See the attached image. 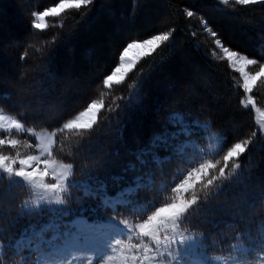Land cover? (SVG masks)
Masks as SVG:
<instances>
[{"label": "trees", "instance_id": "1", "mask_svg": "<svg viewBox=\"0 0 264 264\" xmlns=\"http://www.w3.org/2000/svg\"><path fill=\"white\" fill-rule=\"evenodd\" d=\"M123 1L94 0L87 7L46 17L44 28L35 29L31 13L52 7L59 0H0V110L14 115L34 132L57 131L55 145L59 147L58 130L63 124L91 99L101 97L102 108L94 127L55 159L73 165V178L89 169L105 183L112 182L114 174L121 172L131 157L130 151L147 144L167 113H193L223 137L220 153L238 142L243 143L245 151L236 156L239 169L227 176L220 192L213 198L206 193L194 206L188 219L190 229L204 234L209 223L226 217L232 223L224 227L225 232L250 233L254 221L264 214V126L258 128L254 107L243 104L246 94L237 75L225 62L209 55L206 39L200 37L194 25L200 16H193L196 9L191 3L125 0L119 11ZM145 4L165 10L167 19L160 33L169 32L170 38L155 53L140 59L119 84L105 88L104 78L113 70L123 45L131 40L111 35V26L118 22L114 14L121 12L137 30L133 37L143 38L156 27L148 29L140 22ZM217 9L221 8L217 6L215 13L220 12ZM133 10L139 12L135 15ZM255 10L239 7L235 10L237 19L264 12V4ZM189 11L193 12L191 17L187 15ZM261 27L263 31L257 34L242 25L249 40L224 29L223 42L232 50L257 59V55L264 56V22ZM89 51L90 56L86 55ZM202 75L207 79L204 85ZM71 87L72 91L68 90ZM250 96L256 107L264 106V76L256 82ZM150 105L155 107L154 113L148 108ZM22 190V185L10 186L0 176V237L4 245H10L30 220L26 219L19 198H15ZM8 195L14 201L11 206L6 205Z\"/></svg>", "mask_w": 264, "mask_h": 264}, {"label": "rangeland", "instance_id": "2", "mask_svg": "<svg viewBox=\"0 0 264 264\" xmlns=\"http://www.w3.org/2000/svg\"><path fill=\"white\" fill-rule=\"evenodd\" d=\"M184 1L191 3L192 6L195 7L196 13H194L193 16H200L196 19L194 25L197 27L200 37L206 39L207 46L210 49L209 55L217 61L225 62L229 70L237 75L240 87L243 89V77L240 73L235 71L231 66V62L227 61L226 58L222 60L219 56L212 55L214 46L213 38L202 26V22L206 21L207 24L211 23L212 25L210 27L219 34V38L222 39V41V36L225 35L224 32H226L225 30L229 32L235 31L240 37L244 36L249 40V33L247 30L242 29V25H247L251 28L250 31H254L257 34L261 33V31H263L261 26L264 22V12L259 11L249 14L246 18L240 17L238 20L235 10L239 7H242V9L255 10L261 3L258 2L245 6L235 3V0H229L227 5L222 4L220 0ZM124 3L125 0L122 2L119 11L124 8ZM217 6L221 9H217L216 11L220 12L215 13L214 9H216ZM70 8L72 7L66 6L64 11ZM119 11L117 12L118 14H114V16H117L118 19L116 21L118 22L111 26L112 29L110 28V33L114 35L115 38L120 39L126 37L127 39L140 41L156 33L161 34L160 31L164 28L163 25L167 19V14L162 7L145 4L140 11V22L143 21L148 29L152 26L156 27H154L155 29L153 31L148 33V36L135 38L133 37V33H137V30H133ZM137 12L139 11L133 10L135 15ZM45 19L43 21L44 25ZM131 40H127L126 43ZM145 51L144 49H134L130 51L128 58L135 62L133 66L129 67L125 64L121 74L114 76L110 85H104L105 88L117 85L124 80V77L140 60L137 59L138 55L143 56ZM238 53L242 56H246L241 52ZM246 57L255 59L248 56ZM256 60H258L259 63H264V56L257 55ZM118 66L117 58L111 73L114 72ZM235 67H240V64L237 63ZM258 69L259 64L245 67V71L252 74ZM200 77L204 85L207 81L206 76L202 75ZM261 77H259L257 81ZM85 79L83 78V80ZM88 79H90V77ZM79 85L84 87L81 84L77 86ZM72 89L73 87L68 90L72 91ZM169 93L171 94V92ZM245 94L246 98L243 100V104L246 106L249 105L248 98L250 92H245ZM66 95H68V93ZM66 95H63L62 98H65ZM100 98L91 99L80 111H84L90 102L98 101L97 116L102 108V101ZM176 99L180 100L178 96ZM252 106L254 107L257 120L256 123L258 128L261 129L264 126V117L261 116V113L264 112V106L256 107L254 104H252ZM148 108L154 113L153 108L155 109V107L150 105ZM257 108L260 109V112L256 111ZM176 112L184 116L185 123L180 127L179 135L174 136L172 140L168 142V148L162 149L150 157L146 174L142 177H134L131 173L125 174L124 167L125 164L132 159V157H130L129 160L124 163L121 172L117 175L114 174V180H112V182L105 183L102 181L103 179L98 182V190L106 194L100 200L95 198L85 199L82 195L83 188L81 182L88 180V174L90 172L93 173L89 169H83L75 178H73L71 174L72 168L68 169L67 175L74 183V187L70 190L71 194L67 205L45 204L41 199L42 195H44L42 190L30 187L28 182L24 181L22 177H17L0 169V175H2L3 180H5L8 185L18 186V184H20L23 186L24 190H22L19 195L15 196V198H19L21 208L24 209V201H28L30 206V210L24 209V211H26V219L30 218V220L24 223L23 230L13 238L14 243L11 245H4V240L0 237V264H53V262H56V264H63L65 259L72 260L73 264H101L102 261H104V264H264V232L261 231V229L264 228V214L262 215V213H259L262 216L256 221L260 224L256 226V222L254 221V226L256 227L247 235H233L225 232L224 227L232 223V221L226 217H219L216 223H209L210 225L206 226L207 228L204 234L192 231L189 226V220L185 221L182 229L177 225V230L175 232L171 230V226L169 225V231L164 232V230L161 229L158 236L162 238L166 235L170 238L174 237L175 240L168 247H161L157 250H153V241L150 238H144L139 235V228L137 225L142 223V218L146 219V217L154 211L155 207H163L166 204L178 203L181 198L185 200L191 199L193 192L197 195L198 200L202 199V196L206 193H210V196L213 198L220 192L226 180L221 179L219 181H214L212 186L205 187L207 179L210 176L218 175V169L221 167H225L226 176H228L229 174L236 173L240 166L239 161L236 160V156L225 166L223 156L227 151L225 150L220 153L222 149L221 140H223V137L210 130L207 123L197 120L198 117L193 113L189 115L188 112L174 110L167 114L169 115ZM77 115H79V113L71 119H75ZM168 115H166L165 118ZM0 116L4 117V119L0 121V125H3V127H0V138L20 139L27 143L34 144L43 143L45 137L52 140V144L49 145L51 154L47 155V158L53 161V163L50 164L48 174L44 177L45 183L55 182L52 173L53 168L56 169L57 174L63 171V169L58 168L57 165L64 163L59 162L55 158L60 155L63 156L66 149L75 146L73 141H79L81 136L90 130L79 128L65 129L62 126L61 129L58 130V142H60L58 147L55 145L57 131L34 132L31 130L30 132H25L17 129L8 130L9 123L12 120H16L20 123L22 128L27 127L18 121L12 114H7L0 110ZM82 119L83 122H87L89 116L86 115ZM135 130L137 131L138 129ZM152 141L153 136L149 138L145 146H139V148L132 151L137 149L151 151L149 145ZM70 142L72 145L69 144ZM16 151L17 150H12L8 147L0 148V153L4 155H15ZM147 151L145 154H147ZM19 152L21 155L27 153L29 155L40 156L41 160L45 158V155H42L38 149L21 148ZM217 161H219L218 164L216 163ZM205 162L213 163L215 167L210 169L207 175L203 176L199 181L194 182L195 188L190 189L187 193L183 190L179 192H174L172 190L174 185H178L181 178H187L186 173L188 171L192 170V168H198L201 163ZM39 167L43 170L42 163ZM117 180H123V183L120 184ZM115 187H117V189H115ZM7 198L10 199L9 195ZM6 203V205L11 206L14 201L10 199ZM245 206L247 207V205ZM82 208L88 209L89 211L84 212L85 216H83L82 219L85 223L79 226L71 237L70 246L64 244L63 237L56 241L54 245L45 242L49 241L52 235L57 231L55 227L56 224L61 225L59 231L63 233L65 231L63 227L65 220L77 218ZM194 208L193 206L190 210V214L194 212ZM53 209L55 210L53 211ZM69 210H71L72 214L68 217H64L63 212ZM50 223L52 227L47 231H43L44 227ZM0 231H2L1 224ZM38 233H40V235H38ZM181 236H183V239H180ZM229 239L234 240V242L229 243ZM116 241H121L117 250ZM138 244L140 245L139 249L137 248ZM145 245L148 247V252L146 254L143 251ZM158 253H166L167 259L163 255L158 257Z\"/></svg>", "mask_w": 264, "mask_h": 264}, {"label": "snow or ice", "instance_id": "3", "mask_svg": "<svg viewBox=\"0 0 264 264\" xmlns=\"http://www.w3.org/2000/svg\"><path fill=\"white\" fill-rule=\"evenodd\" d=\"M220 2L224 5H227L229 0H220ZM258 2L264 4V0H235V3L245 6ZM93 3L94 0H59V2L54 4L52 7H48L43 11L32 12L31 15L35 18L31 21L32 27L35 29L44 28V19L46 17L54 18L58 16L60 12L65 10L66 6L80 9L82 7L92 5ZM187 15L191 17L193 12L189 11ZM202 26L213 38L214 46L212 49V55L219 56L222 60L226 58L227 61L231 62V66L243 77V90L246 93L251 92L257 79L261 76H264V63H259V61L256 59H250L246 56H242L237 51L230 49L224 44L222 39L219 38V34L207 25L206 21L202 22ZM170 35L171 33L165 32L152 35L151 37L144 40L137 41L133 39L130 42H127L118 54L119 66L114 72L104 78L103 84L110 85L113 77L121 74L125 64H127L129 67L133 66L135 62L128 58L130 51L134 49L146 50L143 56L138 55L137 57V59H143L145 56L155 53L162 46L163 42H167L169 40ZM86 55L90 56L91 52L89 51L86 53ZM237 63L240 64V67L238 68L235 67ZM257 64H259V69L255 71L254 74L245 71L246 66ZM248 103L249 105L253 104L251 96L248 98ZM97 106L98 101L90 102L84 111H80L79 115H77L75 119L68 120V122L65 123L63 127L65 129H91L95 123ZM256 111L260 112V109L257 108ZM86 115L89 116V120L87 122H83L82 118ZM261 116L264 117V112L261 113ZM3 119L4 117L0 116V121ZM184 123L185 118L181 113L176 112L169 114L165 118V121L161 125L160 129L153 134V141L149 145L151 151L137 149L129 153V156H131L132 159L125 164V174L131 173L134 177L144 176L148 170L150 157L153 154L158 153L160 150L168 148V142L171 141L174 136L179 135V129L182 125H184ZM0 127H3V125H0ZM12 129L23 130L25 132L31 131V129L22 128V125L16 120H12L9 123L8 130ZM51 144L52 140L47 137L44 138L43 143L35 144L27 143L20 139L0 138V148L8 147L12 150H17L15 155H4L0 153V169H3L6 173L13 174L17 177H22L24 181L28 182L30 187L42 190L44 195H42L41 199L45 204L67 205L71 194L70 190L74 187V183L68 178L67 173L68 169L72 168L73 165L58 164L57 167L63 169V171L57 174L56 169H52L53 179L55 182H44V177L48 174L49 166L53 163V161L47 158V155L51 154L49 151V145ZM21 148L38 149L42 155H45V158L41 160L40 156L29 155L27 153L21 155L19 152V149ZM146 151L147 154H145ZM244 151L245 149L242 142L235 143L234 146L229 147L226 154L223 156L225 166H227L228 162L234 156H237ZM116 155H119V153L117 152ZM41 163L43 165V170H41L39 167ZM216 163L218 164L219 161ZM214 167L215 165L210 162L201 163L198 168H192V170L188 171L186 173L187 178H181V181L178 183V185H174L172 190L174 192H179L181 190H183L185 193L189 192L190 189L195 188L194 182L199 181L203 176L207 175L210 169H213ZM88 175L89 179L81 182V186L83 188L82 195L85 199L95 198L100 200L106 195L104 192L98 190V182L102 178L99 175H95L91 172ZM221 179L227 180L225 167L218 169V175L210 176L206 181L205 187H210L213 185L214 181H219ZM262 199H264V197H262ZM198 202V197L195 192H193L191 199L185 200L181 198L178 203L166 204L163 207H155L154 211H152L151 214L146 217V219L142 218L143 222L137 225L139 228V235L144 238H150L153 241V250H157L161 247H168L173 243L175 238H170L166 235L161 238L158 236V233H160L161 229H163L164 232H168L169 225L171 226V230L173 232L177 230V225H179L180 229H182L185 221L189 219L190 210L193 208V206L197 205ZM23 207L25 210H30L29 202L24 201ZM54 210L55 209H53V211ZM85 211L89 210L82 208L77 218L65 220L63 224L65 231L63 233L59 231L61 225L56 224L55 227L57 231L52 235L49 241L45 242L54 245L56 244V241L63 237L64 244L66 246H70L71 237L74 235L77 228L85 223V221L82 219V217L85 216ZM71 214V210L63 212L64 217H68ZM51 227L52 224L50 223L44 227L43 231H47ZM261 231L264 232V228H262ZM38 235H40V233H38ZM180 239H183V236H181ZM120 244L121 241H116V250ZM137 248H140L139 244L137 245ZM143 251L145 254L148 252L147 245L144 246ZM160 255H163L167 259L166 253H158V257ZM53 264H56V262H53ZM63 264H73V261L65 259ZM101 264H104V261H102Z\"/></svg>", "mask_w": 264, "mask_h": 264}]
</instances>
